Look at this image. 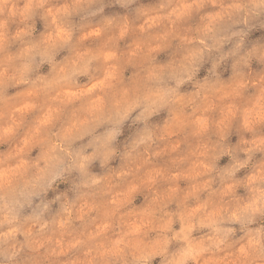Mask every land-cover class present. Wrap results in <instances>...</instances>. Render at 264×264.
I'll list each match as a JSON object with an SVG mask.
<instances>
[{"label":"clouds","instance_id":"9594fccd","mask_svg":"<svg viewBox=\"0 0 264 264\" xmlns=\"http://www.w3.org/2000/svg\"><path fill=\"white\" fill-rule=\"evenodd\" d=\"M0 264H264V0H0Z\"/></svg>","mask_w":264,"mask_h":264}]
</instances>
